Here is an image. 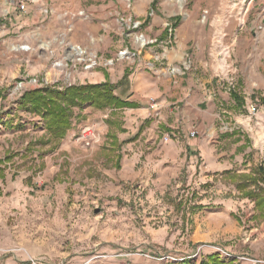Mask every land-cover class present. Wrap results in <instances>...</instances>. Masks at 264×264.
Here are the masks:
<instances>
[{"label": "rangeland", "instance_id": "1", "mask_svg": "<svg viewBox=\"0 0 264 264\" xmlns=\"http://www.w3.org/2000/svg\"><path fill=\"white\" fill-rule=\"evenodd\" d=\"M1 26L15 28L0 31V50L1 41L10 46L11 64L20 71L8 90L0 86V264H199L210 254L233 264H264V243L262 257L254 258L251 239L242 241L254 237L249 232L202 248L186 240L189 214L181 231L171 199L176 196L194 192L197 201L200 192L206 203L228 199L241 217L253 210L221 174L209 172L208 187H177L176 179L151 193L128 175L125 151L115 161L109 133L117 136L118 129L100 127L107 109L75 107L71 128L56 142L40 117L21 107L22 93L14 89L19 81L26 90L94 83L98 73L116 80L134 68L176 79L181 87L200 84L199 93L211 94L212 101L199 106L203 120L213 118V136L190 130L194 137L199 131L204 143L214 140V163L247 172L264 165V0H36L25 10L16 0H0ZM145 51H157V57ZM88 58L96 65L84 69ZM29 78L37 82L26 83ZM181 104L170 107L180 111ZM114 120L121 126V118ZM165 122L174 128L162 130L178 136L181 124L171 117ZM85 123L96 127L100 142L86 147L75 141L73 133ZM171 138L168 131L162 136ZM241 156L240 163L231 161ZM252 214L246 220L262 223Z\"/></svg>", "mask_w": 264, "mask_h": 264}, {"label": "crops", "instance_id": "2", "mask_svg": "<svg viewBox=\"0 0 264 264\" xmlns=\"http://www.w3.org/2000/svg\"><path fill=\"white\" fill-rule=\"evenodd\" d=\"M10 27L1 26V34L5 32L11 33L15 29ZM162 32L163 28H161L160 35ZM9 49H11L10 46L2 44L1 41L0 86L5 91L8 90L9 82L20 71V67L17 69L16 66L13 67L11 64L15 55H11ZM145 52L154 58L157 57V51ZM144 56H142L143 61L146 62ZM121 75L116 80H113L109 74L110 82H116ZM96 77V82L105 80L104 74L100 75L98 73ZM129 79V89L124 93V98L133 102L135 106L118 109L105 108L108 110V114L105 119H101L104 127L100 126L102 130L106 128L107 131L109 126L107 118L112 120L121 118L123 120L121 127L124 131L118 130L116 137L118 141H124L119 152L123 153L125 151L126 153L125 162L129 170V176L133 179L137 178L144 188L146 187L149 192L153 193L165 191L167 186L176 179L179 180L177 187L189 185L199 189L200 183H204L207 180L210 181L207 178L210 174L209 172L215 175H222L226 170H233L232 165L230 167L227 165L221 166L219 162L216 164L212 161L214 159L212 157L215 145L214 140L207 144L199 138L200 132H202L200 130H209L213 136V118L207 121L200 117L199 101H206L207 98H209V102L212 101V98H210L211 94L208 95L207 90L201 94L198 92L199 88H201L200 84H194V89L192 86L181 87L176 79L171 80L168 78L167 80V78H160L159 75L152 77L140 68L132 69ZM168 97H173L175 100L169 101ZM177 101H182L180 111L175 106L170 107V104H174ZM206 102L208 103V100ZM120 113L121 116H118ZM168 117H171L176 125L181 124V126L177 131L178 136L170 129L167 131L171 134L173 133L175 138L163 140L162 136L167 131L162 130L164 129L161 128L162 125L174 128V126H169L165 122ZM146 119L150 120L149 124L145 125L136 138L131 139L137 132L139 125ZM190 125L195 126L200 131H198V136L189 135ZM226 155L227 153H225ZM207 158L211 161L210 165L207 164ZM242 159L241 156L231 161L240 163ZM121 166H123V163ZM236 171L241 172L239 169H236ZM198 194L202 195V197L194 202L204 204V206L195 210L190 216V223H187L189 232L188 234L185 232L188 236L186 239L188 242L193 245H201L203 248L207 246L206 243H210L208 246H214L219 244L216 241L228 242L237 236L241 237L242 234L249 232V235L254 237H246L242 241L245 242L251 239L250 246L254 245L251 255L254 258L262 257L260 246L264 243V223L254 225L251 220H246L248 218L247 215L252 214V209L247 215L241 217L235 214V210L228 199L212 201L214 205L207 206L206 204L210 202H203V198H207V196L200 192ZM237 216H240V220ZM241 221H243V224H245L244 221H247L246 224L249 230L243 229L245 225L241 224ZM187 227H185L186 230ZM238 241H241V239H238ZM239 250H241V247H239Z\"/></svg>", "mask_w": 264, "mask_h": 264}, {"label": "trees", "instance_id": "3", "mask_svg": "<svg viewBox=\"0 0 264 264\" xmlns=\"http://www.w3.org/2000/svg\"><path fill=\"white\" fill-rule=\"evenodd\" d=\"M131 72L132 70L124 71L116 82L104 80L94 83H75L63 87H58L54 84H45L30 88L22 92L19 97V103L29 113L38 115L43 121L44 128L50 138L59 142L71 128L75 107L82 109L84 104H88L95 109H118L135 106L133 102L124 98V93L129 89V76ZM260 101L264 103V98L260 97ZM149 122V119L144 120L131 139L136 138ZM107 123L115 126L119 131H124L120 126V122L116 120H108L107 118ZM109 135L114 139L112 143L114 147L112 154L116 157L115 161H118L121 157L119 150L124 141H118L115 134L109 133ZM0 177H4L2 167H0ZM222 177H225L233 184L239 194V198H247L252 201L254 211L251 218L256 222H264V165H253L247 172L226 170L222 173ZM209 185H211V182L207 181L202 186L208 187ZM188 194L189 196H176L171 198L174 211L180 214L182 222L181 231L184 230V224L187 222L188 216L198 208L204 206V204L194 203V192ZM196 197L200 199L202 195L197 193ZM213 205L212 203L207 204V206ZM187 214L189 215L187 216ZM182 263L191 264L189 261ZM168 264L181 263L168 262ZM199 264L233 263L231 261L224 262L214 254H210L207 256L206 261H201Z\"/></svg>", "mask_w": 264, "mask_h": 264}, {"label": "built area", "instance_id": "4", "mask_svg": "<svg viewBox=\"0 0 264 264\" xmlns=\"http://www.w3.org/2000/svg\"><path fill=\"white\" fill-rule=\"evenodd\" d=\"M36 1V0H16V7L20 10H25L26 3ZM15 2V0H13ZM125 54V52L123 53ZM128 54V53H127ZM85 61V60H84ZM96 65V59L95 58H88L86 59V62L84 64V69H89ZM37 81L36 79L31 80L30 78L26 80V83L35 84ZM27 88V84L23 81H19L16 86L14 87L15 91H18L19 94H21L23 91H25ZM251 110L255 111V106L251 105ZM189 135L194 136L195 131L189 130ZM73 136H75V141L77 143L82 144L83 146H91L93 144H96L100 142L101 136L99 131L96 129V127L92 124H82L78 127L77 131L73 133ZM167 136H164V138ZM121 255H125L124 253ZM145 256H149L148 254H144ZM121 264H127L126 262H123Z\"/></svg>", "mask_w": 264, "mask_h": 264}, {"label": "bare ground", "instance_id": "5", "mask_svg": "<svg viewBox=\"0 0 264 264\" xmlns=\"http://www.w3.org/2000/svg\"><path fill=\"white\" fill-rule=\"evenodd\" d=\"M177 1L180 5L183 3V0H175ZM138 38V37H137ZM138 40V39H137ZM142 43H143V40L141 39Z\"/></svg>", "mask_w": 264, "mask_h": 264}, {"label": "water", "instance_id": "6", "mask_svg": "<svg viewBox=\"0 0 264 264\" xmlns=\"http://www.w3.org/2000/svg\"><path fill=\"white\" fill-rule=\"evenodd\" d=\"M96 212H97V210H96Z\"/></svg>", "mask_w": 264, "mask_h": 264}]
</instances>
